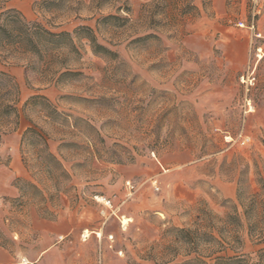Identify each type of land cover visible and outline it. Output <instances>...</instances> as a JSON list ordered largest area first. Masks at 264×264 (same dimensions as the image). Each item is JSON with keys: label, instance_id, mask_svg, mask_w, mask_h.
<instances>
[{"label": "rangeland", "instance_id": "1", "mask_svg": "<svg viewBox=\"0 0 264 264\" xmlns=\"http://www.w3.org/2000/svg\"><path fill=\"white\" fill-rule=\"evenodd\" d=\"M41 1L3 7L52 32L90 27L117 57L92 54L72 34L80 55L68 65L80 74L49 84L0 56V97L15 108L2 120L0 249L24 253L33 219L63 212L89 224L81 236L103 233L97 264H183L222 246L264 247L263 225L249 229L264 210L243 216L264 180V54L237 25L258 10L263 34L264 0ZM109 15L129 24L97 25ZM149 21L159 41L130 43ZM94 195L110 198L114 214Z\"/></svg>", "mask_w": 264, "mask_h": 264}, {"label": "trees", "instance_id": "2", "mask_svg": "<svg viewBox=\"0 0 264 264\" xmlns=\"http://www.w3.org/2000/svg\"><path fill=\"white\" fill-rule=\"evenodd\" d=\"M60 1L42 0L39 4L44 9H50L51 6L58 4ZM128 11L129 9L126 7V13ZM115 19L122 21L123 25L129 24V19L126 17L118 18L109 15L98 19L97 25L100 23L108 24L109 21ZM149 30L153 31L152 21L146 24L144 34L136 37L130 43L144 41L148 44L151 40L159 41V37L155 33L149 32ZM72 34H77V36L83 35V38H86L88 41L92 54L103 56L108 60H114L117 57L116 51L96 41L93 30L90 27L79 26L72 33L65 31L52 32L36 22L25 20L16 10L4 8L3 0H0V56L5 59L15 58L24 60L25 68L35 71L49 84H56L80 74L68 65L70 56L79 57L80 55ZM0 75L2 74L0 73ZM9 111L15 114V108L0 97V139L7 133V131L3 130L2 120ZM29 132L33 133L32 129H29ZM44 148L47 149L45 141ZM48 155L54 158L51 153H48ZM258 182L259 192L252 194L248 203L244 205V217L247 216L248 210L253 211L254 208L257 209L256 215L262 214V210H264V180L259 178ZM263 217H256L255 221H252V225H249V229L256 225V223L263 225L259 239L260 243H264ZM231 218L238 221L239 217L234 215ZM184 232L188 233L189 230H185ZM210 238L219 243L214 237L211 236ZM224 249L225 247L222 246L220 251H213L206 255L196 253L193 258L185 259L183 264H189L192 261L196 264H210L206 260H211V264H264V247L258 249L253 255L242 252V247H231V254L224 252ZM221 251L223 252L221 253ZM189 254L187 253L185 256Z\"/></svg>", "mask_w": 264, "mask_h": 264}, {"label": "crops", "instance_id": "3", "mask_svg": "<svg viewBox=\"0 0 264 264\" xmlns=\"http://www.w3.org/2000/svg\"><path fill=\"white\" fill-rule=\"evenodd\" d=\"M85 226L89 227L85 220L66 212L50 221L35 218L31 226L36 235L34 243L24 253L0 249V264H97V250L103 233L94 231L95 237L90 238L84 230L86 237L81 240ZM23 259L27 263H23Z\"/></svg>", "mask_w": 264, "mask_h": 264}, {"label": "built area", "instance_id": "4", "mask_svg": "<svg viewBox=\"0 0 264 264\" xmlns=\"http://www.w3.org/2000/svg\"><path fill=\"white\" fill-rule=\"evenodd\" d=\"M256 14H258V10L256 12L253 11L249 21L247 22L239 21L237 25L239 28L247 30L250 33V36L252 39L258 40V44L254 46V55L256 56V58H260V56L264 54V32L262 34L257 29V22L255 20ZM227 140L233 141L231 137H227ZM125 187H126L127 197H130L135 191L134 186L131 184L130 181H126ZM93 199L96 203L100 204L104 208L102 212L106 211L108 216L114 214L113 209H112L113 207L112 200L110 198L102 196V195H94ZM121 227L124 228L123 225ZM118 254L120 255L121 251H119Z\"/></svg>", "mask_w": 264, "mask_h": 264}, {"label": "bare ground", "instance_id": "5", "mask_svg": "<svg viewBox=\"0 0 264 264\" xmlns=\"http://www.w3.org/2000/svg\"><path fill=\"white\" fill-rule=\"evenodd\" d=\"M128 221H130V218L123 217V219L121 220V223L125 227L128 224ZM85 237H86V233L85 234L83 233L82 238H85ZM23 263H27L26 259L23 260Z\"/></svg>", "mask_w": 264, "mask_h": 264}]
</instances>
